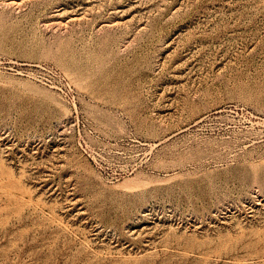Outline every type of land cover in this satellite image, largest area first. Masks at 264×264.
Returning a JSON list of instances; mask_svg holds the SVG:
<instances>
[{
  "label": "rangeland",
  "instance_id": "1",
  "mask_svg": "<svg viewBox=\"0 0 264 264\" xmlns=\"http://www.w3.org/2000/svg\"><path fill=\"white\" fill-rule=\"evenodd\" d=\"M0 264H264V0H0Z\"/></svg>",
  "mask_w": 264,
  "mask_h": 264
}]
</instances>
